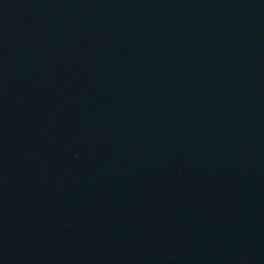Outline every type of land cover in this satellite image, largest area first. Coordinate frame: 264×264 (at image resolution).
Returning a JSON list of instances; mask_svg holds the SVG:
<instances>
[{
	"label": "water",
	"instance_id": "1",
	"mask_svg": "<svg viewBox=\"0 0 264 264\" xmlns=\"http://www.w3.org/2000/svg\"><path fill=\"white\" fill-rule=\"evenodd\" d=\"M0 264H264V0H0Z\"/></svg>",
	"mask_w": 264,
	"mask_h": 264
}]
</instances>
